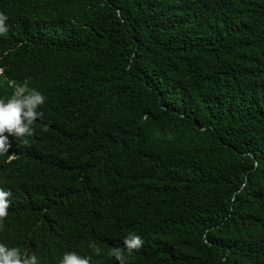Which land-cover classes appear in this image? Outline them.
<instances>
[{"label":"trees","instance_id":"trees-1","mask_svg":"<svg viewBox=\"0 0 264 264\" xmlns=\"http://www.w3.org/2000/svg\"><path fill=\"white\" fill-rule=\"evenodd\" d=\"M0 11V97L13 81L47 98L0 156V242L39 264L66 251L119 264L134 233L126 264H264V0Z\"/></svg>","mask_w":264,"mask_h":264},{"label":"clouds","instance_id":"clouds-1","mask_svg":"<svg viewBox=\"0 0 264 264\" xmlns=\"http://www.w3.org/2000/svg\"><path fill=\"white\" fill-rule=\"evenodd\" d=\"M9 16L0 11V35L9 31ZM3 69L0 68V74ZM10 85L14 87L12 94L8 97H0V156L8 154L11 148V142L24 139L27 143V137H31L35 131L34 122L40 118L43 113L39 111L40 107L46 103V96L39 90L27 89L25 86L18 85L13 81ZM14 154H9L7 160L14 158ZM2 161H0V166ZM12 196L11 190L0 187V218L8 215V209ZM144 244L143 239L137 234H129L124 238L123 247H115L111 253L115 256L119 264H126L122 255L124 249L131 252L140 249ZM89 248L96 255L100 254V248L94 243H89ZM92 255H81L76 251H66L59 264H91ZM0 264H39L38 256L35 253H27L19 247H10L0 242Z\"/></svg>","mask_w":264,"mask_h":264},{"label":"bare ground","instance_id":"bare-ground-1","mask_svg":"<svg viewBox=\"0 0 264 264\" xmlns=\"http://www.w3.org/2000/svg\"><path fill=\"white\" fill-rule=\"evenodd\" d=\"M0 68H2L3 69V67H0ZM63 256V255H62ZM62 256H59V258L55 261V263H53V264H59V260L62 258Z\"/></svg>","mask_w":264,"mask_h":264}]
</instances>
